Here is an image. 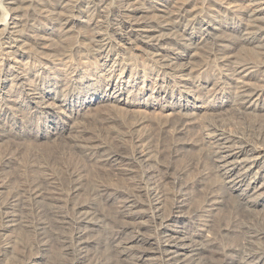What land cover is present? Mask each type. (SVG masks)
I'll return each mask as SVG.
<instances>
[{"label":"bare ground","instance_id":"obj_1","mask_svg":"<svg viewBox=\"0 0 264 264\" xmlns=\"http://www.w3.org/2000/svg\"><path fill=\"white\" fill-rule=\"evenodd\" d=\"M18 51L46 59L31 70ZM138 54L170 81L141 104L179 95L156 131L119 117L110 130L112 115L53 120L133 106L121 75ZM194 69L210 81L201 106ZM229 116L244 129L229 130ZM34 130L54 136L49 151L0 162L4 264H264V0H0V138L16 149Z\"/></svg>","mask_w":264,"mask_h":264},{"label":"rangeland","instance_id":"obj_2","mask_svg":"<svg viewBox=\"0 0 264 264\" xmlns=\"http://www.w3.org/2000/svg\"><path fill=\"white\" fill-rule=\"evenodd\" d=\"M196 1H199V0H196ZM6 17V16H5ZM78 29H81V26H80V28L79 27H77ZM50 33V34H49ZM49 33H47V35L45 34V37L47 36V38L49 39H47V38H45L46 39V44H50V43H55L56 41H57V35H56V31H51V32H49ZM53 40V42H52V40ZM49 41H50V43H49ZM36 52L38 51V52H41L40 51V49L38 50H35ZM129 51V50H128ZM127 50L126 51H124V52H122V53H125V55L124 56H129L130 55V52H128ZM18 53L19 54H21L22 55V58H21V62L23 63V61H24V65H25V67H26V64H27V68H29V69H31V70H33V69H36L38 66H39V64L40 63H44V60L46 59V55L45 54H34V53H29L28 55H23L20 51H18ZM33 54V55H32ZM40 55H41V57L43 56V58H41L40 57ZM45 56V57H44ZM138 56L140 57V58H138L137 59V61H135V63H130V61H127L126 59H125V61L128 63V65L127 66H125L126 67V69H127V73H123L122 75H121V80L124 82L125 81V83H126V81L127 80H129V82H127V83H129V84H127V87H128V90L125 92V95H127V96H125L127 99H128V102H130L133 106H130V107H123L122 105H115V104H111V103H106V102H101V103H99L98 105H94V104H92L90 107H87V108H78L77 106H74V107H71L70 109H69V111H66V115L67 116H62V115H60L58 112H55V113H52V117H53V120L54 121H61L60 122V125L61 126H64V128H69L70 126H71V124H72V122H74L75 120H76V122L75 123H78L79 122V120H82V119H84V117H85V119H93V121L94 120H96L95 121V123L98 121V119H100V117H102V118H104V117H111V115H112V118L114 119L115 118V120H114V122L112 123V126L111 125H109L108 126V128L110 129H112L113 127H118V125L117 124H120V122L118 121V117H119V120H125V122L127 121V122H134L135 120H139L140 122H142L143 121V123L138 127V130H139V132L140 133H145L147 130L149 131V129H150V133L151 132H154L153 130L155 129V131H156V127L158 126V124L160 123V121H163L164 122V120H166L167 119V114L169 113L168 111H164L167 107H168V105H172L173 103H178V97H179V95H178V93H175V94H173V96L169 93V95H167L166 97H165V99L164 100H162V99H159L155 104L154 103H152L151 101H149V103L147 104V105H144V104H141V102L142 101H144V99H146L145 97V91L147 92V91H149V92H151V91H156V90H160L161 92H163V90H167V87H168V84L170 83V81H169V78H168V76H163V73H162V71L161 72H159V71H156V69H154V70H152V69H150L149 67H148V60L146 59V57H144V56H142V54H141V56H140V54H138ZM142 57V58H141ZM45 58V59H44ZM40 59H42V62L41 61H39ZM23 60V61H22ZM139 60V61H138ZM39 62V63H38ZM125 62V63H126ZM140 62V63H139ZM136 63L138 64V65H136ZM134 66H133V65ZM142 64H144L145 66H146V69H145V66H143ZM31 66V67H29V66ZM141 65V66H140ZM34 68H33V67ZM37 66V67H36ZM131 66V67H130ZM131 68V69H130ZM140 68V69H139ZM142 68V69H141ZM143 68H144V70H143ZM148 68V69H147ZM132 69H133V71H132ZM139 72H138V71ZM149 70H151V71H149ZM141 71H143L142 73H143V77L144 78H146L147 80H144V84L142 83V81H139L138 82V79L140 80V76H141ZM97 72V71H96ZM122 71H119V72H117V74L114 76L115 78L112 80V83L114 84L115 82H117L118 80H119V77H120V73H121ZM131 72V73H130ZM133 72V73H132ZM137 74H136V73ZM99 73V74H98ZM103 72L102 71H99V72H97V76H100V78L102 79V78H104L103 76H104V73L102 74ZM130 74H132V75H130ZM134 74V75H133ZM139 74V76L137 77V84L135 85V86H133L132 88L131 87H129L130 86V83L132 82V76H135L136 77V75H138ZM119 75V76H118ZM145 75V76H144ZM189 77H188V79H192V78H194V77H198L199 76V78H204L203 79V81H202V83L200 84V85H203V87L201 88H199L197 91V94H196V98L198 99L197 100V106H201L202 104L201 103H205V101H207L208 99V97H207V94L208 93H206L207 92V89L209 88H206L205 89V82H210V81H206L207 79L205 78V75L204 74H201V72L200 71H198L197 69H194V70H192V72H190L189 74ZM131 76V77H130ZM209 77V76H208ZM210 78V77H209ZM118 79V80H117ZM142 80V79H141ZM168 83V84H167ZM129 85V86H128ZM125 86H126V84H125ZM8 88V87H7ZM53 90H54V88H52ZM129 89H131V90H129ZM104 91V88H102V91L101 92H103ZM129 91H131V92H129ZM127 92H129V93H127ZM138 93V94H137ZM144 93V94H143ZM55 92H51L50 94H47V93H44V96L45 97H54L55 95ZM131 94V95H130ZM172 96V97H171ZM124 97V98H125ZM144 97V98H143ZM174 97V98H173ZM129 100H131V101H129ZM132 101H134V102H132ZM175 101V102H174ZM140 103V104H139ZM167 103V104H166ZM180 103V102H179ZM107 104V105H106ZM111 104V105H110ZM154 104V105H153ZM153 105V106H152ZM114 106V107H113ZM159 106H164V109H160L159 108ZM153 111V112H152ZM181 113H183V111L181 112ZM72 114V115H71ZM71 115V116H70ZM103 115V116H102ZM39 116V118H42V117H45V115H38ZM95 116H97V117H95ZM200 116V115H199ZM202 114H201V116L200 117H198V118H200V120L199 121H203V120H205V118H202ZM177 117V116H176ZM204 117V116H203ZM94 118H96V119H94ZM101 118V119H102ZM121 118H123V119H121ZM126 118V119H125ZM131 118V119H130ZM100 119V120H101ZM134 119V120H133ZM207 119V118H206ZM226 119V124H227V128L229 129V130H231V131H236V130H243L244 129V126L242 125V123L239 121V120H237L236 118H234V117H231V116H229V117H226L225 118ZM47 120V119H46ZM23 121H24V123L25 124H27L30 120L29 119H23ZM28 121V122H27ZM78 121V122H77ZM117 121V122H116ZM81 122V121H80ZM119 122V123H118ZM129 122V123H130ZM158 122V123H157ZM74 124V123H73ZM72 124V125H73ZM113 124H115L114 126H113ZM28 125V124H27ZM154 125V127H152ZM156 126V127H155ZM191 126H193L194 128L192 129V128H190L189 130H188V135L192 138V134H193V132H194V130L195 129H197V127H198V124L197 123H195V124H192ZM116 127V128H117ZM53 128H56V125H54L53 126ZM58 128V127H57ZM153 128V129H152ZM110 129V130H111ZM137 129V128H136ZM113 130H114V128H113ZM146 132V134H150L149 132ZM36 131L34 130V132H32L31 134H33V135H27V137H26V139L28 140H26V139H24V140H22L21 142L22 143H24V144H30L29 146H23V144L22 143H20L21 145H19L20 147L18 148H16V149H20L19 151L18 150H16L15 148H13V147H11L10 145H9V143L7 142V139L6 138H0V153H2V154H0V162H1V160L3 159V160H5V159H9L8 161H7V163H10L11 165H9V166H11L12 168H13V166L14 167H17V166H19V164H21V163H23L22 161H24L28 156L30 157L31 156V154H30V151H31V153H33V151L34 152H36L37 151V153L39 154V153H43L44 152V154H45V152H47V151H49V146H51L52 147V144H53V139H54V136L53 135H45V136H42V135H35L36 133H35ZM29 133V132H28ZM31 136V137H30ZM6 139V140H5ZM185 139V138H184ZM3 140H5V141H3ZM52 141V142H51ZM2 143H3V145H2ZM8 144V145H7ZM9 146V147H7V146ZM32 145H33V147H32ZM23 146V147H22ZM3 147V148H2ZM27 147H28V151H24L25 149L27 150ZM30 147V148H29ZM13 149H14V152H12L13 151ZM33 149V150H32ZM35 149H37V150H35ZM40 149H41V151H40ZM51 149V148H50ZM15 150H16V152H15ZM45 150V151H44ZM185 150H189V151H185L184 153V157H189V158H193L194 157V154L196 153V152H194L195 151V149L191 146H187V149L185 148ZM11 151V152H10ZM43 151V152H42ZM25 152V153H24ZM3 153L5 154V155H3ZM8 153V154H7ZM13 153V154H12ZM16 153H17V155H16ZM21 153H23V154H21ZM29 154V155H28ZM10 155H12V156H10ZM22 155V156H21ZM28 155V156H27ZM24 157H25V159H24ZM13 159V160H12ZM22 159H24V160H22ZM2 160V161H3ZM17 160V161H16ZM19 161V162H18ZM202 163H199V167L197 166V167H194L191 171H192V175H196L199 171H202L203 170V168L204 167H202V165H203V162H204V160H202L201 161ZM15 163V164H14ZM186 162H184V164H185ZM17 164V165H16ZM182 165H183V162L181 163ZM200 164H202V165H200ZM198 169H200L199 171H198ZM8 170H6V172H7ZM12 170H10V173H15L16 172V170H13V172H11ZM197 171V172H196ZM6 172H5V175H6ZM83 174V173H82ZM192 177V176H191ZM253 196V195H252ZM12 233H13V236L11 237V236H9V235H12ZM16 233H17V235H16ZM8 235V236H7ZM19 234H18V231H16L15 232V234H14V230H13V232L11 231V233L9 232L8 234H6V236L8 237V239L10 238V240L12 241V246L15 248V250L14 251H16V247H17V251H19V249H20V244L19 243H21V241H23L24 240V238H25V236L23 237L22 235H21V233H20V235L21 236H18ZM18 236V238H16V237ZM14 238H16V240L14 239ZM14 239V240H13ZM18 239H20L19 240V243L18 242H16V241H18ZM16 243H15V242ZM25 241V240H24ZM13 243H15V245L13 244ZM16 244H18V245H16ZM8 255H10L9 253H7L6 254V257L8 258H5L6 260H10V261H12L11 259H10V257H11V255L8 257ZM2 258V259H1ZM4 257H0V260H4L3 259ZM5 260V261H6ZM2 261H0L2 264H4V262H2ZM9 262V261H8ZM7 262V263H8ZM40 262H41V260H40ZM39 262V263H40ZM0 263V264H1ZM40 264H42V262L40 263Z\"/></svg>","mask_w":264,"mask_h":264}]
</instances>
